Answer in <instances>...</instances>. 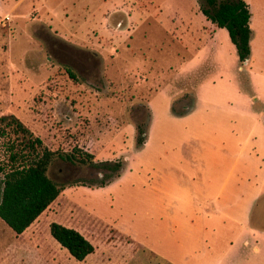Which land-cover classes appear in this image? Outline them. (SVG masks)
<instances>
[{
	"label": "rangeland",
	"instance_id": "rangeland-1",
	"mask_svg": "<svg viewBox=\"0 0 264 264\" xmlns=\"http://www.w3.org/2000/svg\"><path fill=\"white\" fill-rule=\"evenodd\" d=\"M247 2L242 62L199 0H0V118L125 161L101 185L100 168L56 159L67 187L22 234L0 217V264H264V0ZM3 128L7 162L22 136ZM52 222L94 252L76 259Z\"/></svg>",
	"mask_w": 264,
	"mask_h": 264
},
{
	"label": "trees",
	"instance_id": "trees-1",
	"mask_svg": "<svg viewBox=\"0 0 264 264\" xmlns=\"http://www.w3.org/2000/svg\"><path fill=\"white\" fill-rule=\"evenodd\" d=\"M199 3L208 20L228 30L240 61L248 60L252 53L253 32L250 26L252 13L247 0H199ZM0 123L22 136L19 144L9 146V160L5 162L0 158V217L17 234L30 227L67 187L49 175L56 159L100 168L103 172L101 185L120 177L125 169L124 159L96 161L94 154L77 147L70 151L52 150L14 114L2 116ZM139 130L141 136L138 141L143 145L146 142L145 131ZM10 161L13 164H9ZM17 161L20 163L16 165L14 162ZM50 232L78 260H84L95 250L93 243L72 227L52 222Z\"/></svg>",
	"mask_w": 264,
	"mask_h": 264
},
{
	"label": "crops",
	"instance_id": "crops-1",
	"mask_svg": "<svg viewBox=\"0 0 264 264\" xmlns=\"http://www.w3.org/2000/svg\"><path fill=\"white\" fill-rule=\"evenodd\" d=\"M249 59H250V58H249ZM249 59L247 60L248 62L250 61ZM195 108H196V107H195ZM263 188H264V185H263V187H260L259 194H263V192H264V191H263ZM260 198H261V196H257L256 199L259 200ZM252 215H253V214H252ZM31 226H32V225H31ZM31 226H30V227H31ZM30 227H28V228H30ZM28 228H27V229H28ZM27 229H26V230H27ZM26 230H25V231H26ZM25 231H24V232H25ZM24 232H23V233H24ZM259 232H260L262 235H264V227L261 228V229L259 230ZM255 249H256V250H259V247H256Z\"/></svg>",
	"mask_w": 264,
	"mask_h": 264
},
{
	"label": "flooded vegetation",
	"instance_id": "flooded-vegetation-1",
	"mask_svg": "<svg viewBox=\"0 0 264 264\" xmlns=\"http://www.w3.org/2000/svg\"><path fill=\"white\" fill-rule=\"evenodd\" d=\"M186 99L184 98V99H182V100H179V101H181V102H183V101H185ZM139 129H142V128H139ZM102 174V173H101ZM101 177H103V174L101 175Z\"/></svg>",
	"mask_w": 264,
	"mask_h": 264
},
{
	"label": "water",
	"instance_id": "water-1",
	"mask_svg": "<svg viewBox=\"0 0 264 264\" xmlns=\"http://www.w3.org/2000/svg\"><path fill=\"white\" fill-rule=\"evenodd\" d=\"M188 108L190 107V108H192V106H187Z\"/></svg>",
	"mask_w": 264,
	"mask_h": 264
}]
</instances>
